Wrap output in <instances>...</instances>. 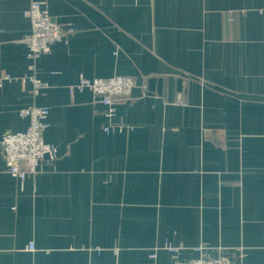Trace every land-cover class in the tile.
Returning a JSON list of instances; mask_svg holds the SVG:
<instances>
[{
	"label": "crops",
	"instance_id": "1",
	"mask_svg": "<svg viewBox=\"0 0 264 264\" xmlns=\"http://www.w3.org/2000/svg\"><path fill=\"white\" fill-rule=\"evenodd\" d=\"M33 1L74 29L35 60ZM6 74L0 264H264V0H0ZM115 75L136 87L108 133L94 93L69 88ZM34 106L59 158L21 182L2 140Z\"/></svg>",
	"mask_w": 264,
	"mask_h": 264
},
{
	"label": "built area",
	"instance_id": "2",
	"mask_svg": "<svg viewBox=\"0 0 264 264\" xmlns=\"http://www.w3.org/2000/svg\"><path fill=\"white\" fill-rule=\"evenodd\" d=\"M24 15L31 20L32 33L23 41L27 45V56L35 60L52 51V46L63 40L67 32H74L73 28L65 30L62 24L53 19L45 3L33 1ZM12 76L6 74L0 77V88ZM35 93H38L45 83L39 79H32ZM136 87L133 77L115 75L109 78L89 79L81 77L76 85L70 86V93L90 90L105 106V116L109 122L105 126L106 132L112 130L124 131L125 126L115 124L117 96H130ZM180 104L186 105L180 100ZM24 118H28L29 126L24 132L7 134L2 140V151L5 166L10 175L21 182L38 174L41 171V162L48 160L55 162L59 158V149L56 145L45 141L44 134L48 128L50 109L48 107L34 106L21 111ZM29 250H34V245L29 244ZM176 252V249H171ZM154 255H152L153 257ZM172 264H232L225 258H199L189 262L173 260Z\"/></svg>",
	"mask_w": 264,
	"mask_h": 264
}]
</instances>
